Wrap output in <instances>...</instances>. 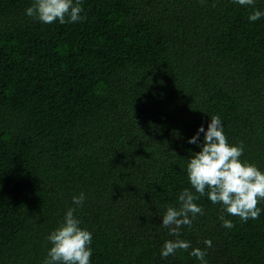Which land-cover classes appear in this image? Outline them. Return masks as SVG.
Listing matches in <instances>:
<instances>
[{
  "label": "trees",
  "instance_id": "obj_1",
  "mask_svg": "<svg viewBox=\"0 0 264 264\" xmlns=\"http://www.w3.org/2000/svg\"><path fill=\"white\" fill-rule=\"evenodd\" d=\"M32 3L0 0V264H44L69 207L91 264H200L193 247L207 264H264V201L243 222L201 197L181 229L191 247L160 254L212 115L264 171V16L248 19L264 0H82L64 24L28 17Z\"/></svg>",
  "mask_w": 264,
  "mask_h": 264
},
{
  "label": "clouds",
  "instance_id": "obj_2",
  "mask_svg": "<svg viewBox=\"0 0 264 264\" xmlns=\"http://www.w3.org/2000/svg\"><path fill=\"white\" fill-rule=\"evenodd\" d=\"M233 2L250 6L255 0ZM82 11V0H33L25 10L28 17L45 24L81 21L84 18L81 16ZM261 16H264V12L253 10L248 19L256 21ZM201 132L204 136L200 151L188 158L186 166L189 182L195 192L183 189L177 197V204L168 205L162 216V226L169 230V235L175 237L164 241L160 253L162 258L175 255L178 250L188 251L191 247L188 240L180 238L181 229L190 227L197 215H203V207L196 203L203 196L243 222L258 219L261 214L258 205L264 201V171L254 163L241 160L244 146L242 143H229L219 115L210 117L206 131L203 126L199 127L189 143H197ZM84 200L83 192L72 197L76 206H81ZM74 212L75 208L69 207L60 225L47 237L50 248L44 264H91L92 233L80 226L81 221ZM219 219L225 228L234 226L223 215ZM204 244L212 246L211 240H204ZM189 255L197 258L200 264H207L205 250L193 247Z\"/></svg>",
  "mask_w": 264,
  "mask_h": 264
}]
</instances>
